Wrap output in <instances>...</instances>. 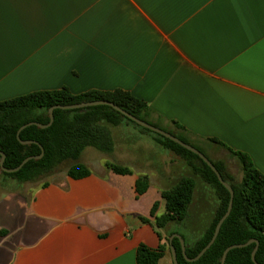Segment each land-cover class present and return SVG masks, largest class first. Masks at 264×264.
<instances>
[{"label":"crops","instance_id":"0c3cea01","mask_svg":"<svg viewBox=\"0 0 264 264\" xmlns=\"http://www.w3.org/2000/svg\"><path fill=\"white\" fill-rule=\"evenodd\" d=\"M64 87L128 91L152 120L207 148L216 138L264 174V0H0V101ZM113 136L111 155L82 159L86 176L0 187V264H137L140 244L160 245L142 218L163 212L189 166L131 123Z\"/></svg>","mask_w":264,"mask_h":264},{"label":"trees","instance_id":"16d2710c","mask_svg":"<svg viewBox=\"0 0 264 264\" xmlns=\"http://www.w3.org/2000/svg\"><path fill=\"white\" fill-rule=\"evenodd\" d=\"M94 100H109L127 110L138 118L160 127L177 136L184 142L203 152L216 166L222 177L234 189L233 207L224 221L215 242L197 260L185 259L179 238L173 239L177 250L179 264H221L225 249L233 244L246 243L252 239L259 242L256 261L264 264V174L254 164L251 157L241 151L233 150L216 138H210L208 148L193 143L178 129H170L160 121L151 119L152 109L145 101L128 91L90 90L80 94L72 93L64 87L59 90L35 91L12 99L0 101V151L5 153V166L15 168L28 156L39 155V144H22L17 132L24 124L37 121L47 124L50 121L49 109L54 105H69ZM124 122L131 123L140 131L150 134L153 139L172 156L180 157L191 169L189 175L176 179L162 192L164 210L156 215L151 223L157 230L161 243L157 248L140 244L137 249V264H159L160 259L170 250V237L179 233L186 242V254L196 257L212 239L216 226L226 213L230 192L219 181L212 168L200 156L177 142L140 126L121 112L108 105H95L85 108L54 110V122L47 128L29 125L24 128L20 137L23 140H34L44 148L40 159H30L21 169L8 173L1 171L0 187L13 189L37 183L57 173L67 171L75 178L90 173L82 161L83 152L93 147L100 152L111 155L115 150L113 129ZM177 128L181 127L174 122ZM217 155V156H216ZM1 158V154H0ZM230 161H233L231 165ZM109 167L122 174L131 170L125 165L109 163ZM236 169V171H235ZM241 173L239 177L238 174ZM198 179L210 186L216 193L218 203L212 211L209 223L200 234L188 237L179 230L178 225H190L191 208L195 201ZM137 191L144 193L150 180L147 175L137 180ZM188 225V226H189ZM162 231H165L163 234ZM256 242L240 248L231 249L225 264H255L252 252Z\"/></svg>","mask_w":264,"mask_h":264},{"label":"water","instance_id":"95a60500","mask_svg":"<svg viewBox=\"0 0 264 264\" xmlns=\"http://www.w3.org/2000/svg\"><path fill=\"white\" fill-rule=\"evenodd\" d=\"M95 105H108V106H111L115 110L121 112L122 114H124L125 116H127L128 118H130L131 120L135 121L140 126H143L145 128H148V129H150V130H152V131H154V132H156L158 134H161V135H163V136H165V137H167V138H169V139L177 142L178 144L182 145L186 149H188V150H190V151L198 154L200 156V158H202L212 168V170L216 173V175L218 176L219 181L229 190L230 195H231V198H230V202H229L228 209H227L226 213L222 216V218L219 220V222H218V224L216 226V229H215V232H214V235H213L212 239L201 250V252L196 257L189 258L187 256V254H186V242H185L184 238L181 236V234L175 233L169 239L170 240V250H171V254H172V258H173V263L174 264H179L178 256H177V250H176V247L173 244V239L175 237L179 238V240H180L181 247H182V251H183V254H184V257H185L186 260H188V261H195V260L199 259L206 252V250L209 249L210 246L215 242V240H216V238H217V236H218V234L220 232V229H221L224 221L230 215L231 210H232V207H233L234 189L232 188V186L228 182H226L224 180V178L222 177L221 173L216 168V166L213 164V162L203 152H201L199 149H197L196 147H194V146H192V145L184 142L183 140H181L177 136L171 134L170 132H168V131L160 128V127L154 126V125H152V124H150V123H148V122H146V121L138 118L137 116L131 114L130 112H128L127 110L121 108L120 106H118L117 104H115L112 101H109V100H94V101H87V102H81V103H76V104L54 105V106H52L49 109L50 121L47 124H43V123H40V122H37V121L29 122V123L24 124L23 126H21V128L17 132L18 140L22 144H32V143L39 144V146L41 147V153L39 155L28 156L27 158H25L22 161V163L19 166L15 167V168H7L5 166L6 155L2 151H0V154H1V158H0V170L3 171V172H8V173L16 172L19 169H21L23 167V165L26 164L30 159H40V158L43 157V155H44V148H43V146L39 142L34 141V140H23L20 137V133H21V131L24 128H26L29 125H37L40 128H47V127L51 126L53 124V122H54V110L57 109V108H60V109H76V108H85V107L95 106ZM252 242H256V247H255V249L252 252V260L255 262V264H259L256 261V252H257L258 247H259V242L256 239H252V240H250V241H248L246 243L233 244V245L228 246L225 249L224 253H223L222 260H221V264H225L226 257L228 255V252L231 249L244 247L246 245H249Z\"/></svg>","mask_w":264,"mask_h":264},{"label":"rangeland","instance_id":"374dc122","mask_svg":"<svg viewBox=\"0 0 264 264\" xmlns=\"http://www.w3.org/2000/svg\"><path fill=\"white\" fill-rule=\"evenodd\" d=\"M91 154L93 155V158L90 161V163L93 165L99 163L103 159V157L106 158V154L100 152L99 150L93 147H89L83 152L82 159L86 160L87 158H89V155ZM230 163L232 165L233 161H230ZM189 170L191 173L190 168ZM0 175H1V170H0ZM238 176L240 177L241 173H239ZM217 203H218V198L215 191L206 183H204L201 179H198L195 201L191 208L192 217L195 215L196 216L193 217V219H190L191 224L190 225L188 224L189 226L188 225L183 226L182 224H180L178 225L177 228H179V230L183 232L187 236V238L188 237L192 238V236L200 234L203 228L209 223L212 216L211 215L212 211L215 209ZM162 232L163 234H165V231Z\"/></svg>","mask_w":264,"mask_h":264}]
</instances>
